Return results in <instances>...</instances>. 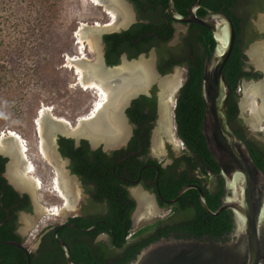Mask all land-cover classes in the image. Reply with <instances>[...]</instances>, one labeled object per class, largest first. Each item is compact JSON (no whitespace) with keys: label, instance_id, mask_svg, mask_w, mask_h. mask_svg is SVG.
Instances as JSON below:
<instances>
[{"label":"flooded vegetation","instance_id":"flooded-vegetation-1","mask_svg":"<svg viewBox=\"0 0 264 264\" xmlns=\"http://www.w3.org/2000/svg\"><path fill=\"white\" fill-rule=\"evenodd\" d=\"M127 1L132 6L134 20L126 30L102 34L100 45L102 58L108 65L106 35L125 32L137 25H147L151 32L146 35L154 39L141 42L140 47L143 49L138 54L139 46L133 45L130 48L122 46L118 60L122 54L127 58L153 51L155 80L150 83L146 91H139L127 99L121 111L127 131L123 140L117 145L106 147L99 142L96 147H92L86 137H81L79 142H76L73 137H70L71 135L59 134L57 136L54 141L56 157L58 161L64 163L68 177L78 184L81 191V197L76 202V211L66 215L65 219L58 215L51 216L59 220L38 228L41 209L47 208L43 207L46 202L42 201V193L39 195L37 191L40 188L32 192L30 189L19 188L12 183L7 176V165L10 158L0 153V157L4 159L3 170L0 172L2 180L0 183V264L9 262L7 246L15 248L26 264L28 261L32 264L43 258L66 264L64 253L58 242L66 243L71 256L72 247L76 241L80 240L91 245L96 253H101L104 262L100 264H111L127 247L153 237H158L157 241L172 238L226 243L235 232L234 215L230 209L222 210L217 215H211L203 206L202 196L211 212L218 210L226 195L225 183L219 170L216 172L206 165L200 154L186 145L181 138L177 123L176 109L184 86L188 81L196 80L201 91L203 68L197 79L194 76L199 70L193 68L196 66L199 69L200 65L204 67L205 60L210 57L215 47L213 34L208 28L198 24L176 21L174 19L176 14L169 6V0H139L141 7L131 0ZM193 2L194 0H183L182 5L177 7L174 1L177 15L186 18ZM213 6H218V9L214 10ZM102 9L106 14L104 7ZM208 10H223L232 21L235 30V45L225 64L230 62L232 55L238 58L239 72L234 89L229 85L231 92L227 103V116L228 114L230 116L228 125L246 146L247 143L255 145L264 156V132H262L264 119L258 124L259 127L255 128L250 121V104L244 101V93L249 87L248 84L252 86L254 84L250 83L258 82L264 77V70L260 67L264 63V0H200L195 15L203 17ZM233 18L238 20V31ZM109 23H112L111 20ZM208 36L214 42L210 52L208 50L211 44L206 41ZM254 47L260 49L258 60L260 65L251 57V50ZM165 79H172L174 84L166 92L160 86V81ZM111 84L114 85V83ZM251 102L257 106L262 101L259 96H256ZM55 118L53 119H59ZM61 121L67 122L71 129L72 124L68 120L61 119ZM36 132L40 138L37 130ZM255 132L260 133L261 137L256 136ZM201 136L203 137L202 133ZM65 140L71 141L72 151L80 150L85 153L83 154L85 161L65 155ZM247 149L249 150L248 146ZM28 150L27 146V156H29ZM36 151L53 178L56 174L54 168L37 149V146ZM207 152L209 153L208 149ZM26 161L28 162L27 159ZM212 161L218 166L213 158ZM87 162L95 163L94 173H89L90 170L85 171V168L81 167ZM33 169L35 173V167ZM28 173H25V176L36 180L39 185L43 184L41 180L34 177V173ZM97 180H103L104 183L107 181L114 185L119 193L117 199L121 200L125 193L126 197L134 203L129 214L131 227L123 246L113 245L106 230L93 238L87 234H77V232H82L79 230L81 228L72 221L77 217L93 219L96 226L99 223L107 225L105 217L109 214V196L102 191V198L94 197ZM186 185L197 186L199 190L188 189L175 202H169L176 198L178 191ZM177 186L179 188L175 191L176 195L172 196L174 187ZM138 195L144 197L146 205L150 204L147 210L144 205H139ZM55 198L56 202L53 206L62 208L63 199L56 196ZM120 203H123L122 200ZM201 213L205 214V217H222L224 229L218 232V235L189 234L182 229L193 214L195 216ZM136 216H140L139 219L136 220ZM141 221L146 222L140 223ZM55 232H57L56 238ZM29 233L30 236L32 235L30 243L27 239ZM7 242H14L22 248L9 245Z\"/></svg>","mask_w":264,"mask_h":264},{"label":"water","instance_id":"water-1","mask_svg":"<svg viewBox=\"0 0 264 264\" xmlns=\"http://www.w3.org/2000/svg\"><path fill=\"white\" fill-rule=\"evenodd\" d=\"M97 1L114 15V22L106 26H85L80 29V39L86 40L95 54V61L90 62L81 58L69 62L80 69L84 85L102 88L106 100L92 117L80 120L73 129H70L65 121L53 120L48 110L43 112L39 120L41 150L55 170L56 186L64 198L63 207L59 209L57 215L64 219L66 215L76 211V202L81 197V191L78 184L68 177L64 163L58 161L56 157L54 141L57 136L71 135L76 142H79L81 137H86L92 147H96L99 142L106 147L117 145L127 131L125 120L121 116L127 99L139 91H146L156 77L153 51L127 58L122 54L115 64L111 66L105 64L100 52L102 34L128 29L134 20L133 9L127 0ZM199 1L194 0L186 18L177 15L174 0H169V6L176 14L174 18L176 21L198 24L208 28L213 34L215 47L203 67L201 98L204 110L201 133L211 157L219 167L226 195L214 213L206 206L202 194L201 196L203 206L211 215H217L225 209L233 212L235 232L226 243L161 239L143 248L130 264H264V172L254 163L243 140L228 125L227 103L231 89L223 69L235 45V30L232 21L223 10H208L205 16L197 17L195 10L199 7ZM259 51L258 47H254L251 50V57L260 65ZM260 67L264 70V63ZM250 84L254 85L248 84L244 101L250 104L252 119L250 121L258 128V124L264 119V77ZM173 85L172 79L160 81V86L165 92ZM256 96L262 101L259 106L251 102ZM7 133V136L0 140V153L10 158L7 176L17 187L34 192L38 188L37 181L25 176L30 166L22 155L16 137L8 136ZM191 188L199 190L197 186L186 185L178 191L176 198L169 202H175ZM138 200L139 205H144L147 210L150 204L146 205L144 197L138 195ZM41 210V216L47 213L45 208ZM139 217L136 216V220ZM94 228L95 225L79 230L91 232ZM54 236L57 237V232ZM7 244L22 248L14 242ZM58 245L64 253L66 264H78L71 260L69 248L64 241H59Z\"/></svg>","mask_w":264,"mask_h":264},{"label":"rangeland","instance_id":"rangeland-1","mask_svg":"<svg viewBox=\"0 0 264 264\" xmlns=\"http://www.w3.org/2000/svg\"><path fill=\"white\" fill-rule=\"evenodd\" d=\"M102 7L89 0H0V137L14 132L29 147L33 175L43 182L37 190L47 203L43 207L50 208L56 198L48 191L50 171L36 151V119L48 110L51 118L76 126L91 111L94 96L75 86L65 62L68 56L78 57L75 43L82 26L109 23L111 16ZM84 45V59L93 62L95 54ZM45 215L39 229L59 220ZM27 239L30 243V233Z\"/></svg>","mask_w":264,"mask_h":264},{"label":"trees","instance_id":"trees-1","mask_svg":"<svg viewBox=\"0 0 264 264\" xmlns=\"http://www.w3.org/2000/svg\"><path fill=\"white\" fill-rule=\"evenodd\" d=\"M136 3L138 7L140 6L139 0H131ZM167 1V0H166ZM175 5L179 7L182 5L183 0H174ZM219 6V5H218ZM218 6H213L214 10L218 9ZM233 22L237 28L238 20L236 18H233ZM151 30L149 29V26L147 25H137L133 27L132 29L121 32V33H113L110 35L105 36V40L107 43V64L113 65L118 61V56L120 51H122L120 48H130L133 45L139 46L137 50V54L142 51L141 42H147L150 39H154L153 37H149L146 35L147 33H150ZM163 35V34H162ZM165 35V34H164ZM208 44L210 45L209 52L213 48V40L210 36H208V40H206ZM120 49V50H119ZM203 64V61H202ZM3 65L0 64V71L3 69ZM203 65H200L199 69L196 68V66L193 69H197L195 73L194 78L197 79V77H200V73L202 72ZM224 75L226 77V80L228 84L231 86V88L234 89V85L237 80L238 72H239V61L238 58L235 55H232L230 62L225 65L224 67ZM3 76H1L0 72V84L2 82ZM203 110H204V104L201 98V91L199 88V84L196 80L194 82L188 81L187 84L184 86V88L181 91L180 99L178 100L177 104V123L180 130L181 138L186 143V145L192 150L200 154V156L203 159V162L211 167L216 172L219 170L218 166H216L212 158L210 157L209 153L207 152L206 145L204 143V139L201 136V124H202V118H203ZM229 113V111H228ZM228 118H230L228 114ZM238 134V133H237ZM242 138V137H241ZM65 155H70L71 157L84 160L85 153H82L80 150L72 151L71 148V141L65 140ZM86 146V145H85ZM247 146L250 150L251 156L253 157L256 165L264 172V156L256 149V146L254 147L250 143H247ZM98 159V156H97ZM210 161V162H209ZM4 165V159L0 157V172L3 170ZM95 163H88L82 164L81 167L85 168V171L90 170L89 173H94L95 170L93 169L95 166ZM101 181H95L96 182V193H94V197L96 199L102 198V191H105L106 194H108L109 199V214L105 217L107 225L104 226L103 224H98L96 226L95 220L89 219V218H82L77 217L73 219L72 221L74 224H76L81 229H87L90 228L93 224H95L96 228L93 232H77L79 235H89L91 238L96 236L97 234L108 231L111 243L115 246H123L125 245V237L129 232L130 225V219L129 214L133 208L134 203L130 201L126 194L124 193L122 195V202L121 200L117 199L118 190L114 187V185L108 183L107 181L102 182ZM2 182L0 178V183ZM179 188V186L174 187L173 195L175 196V191ZM115 198V199H111ZM222 217L213 218L211 216H206L205 214L201 213L198 215L193 214L192 218L189 219L185 225H183L182 229L185 230L189 234H203V233H209V234H217L220 233L221 230L224 229V222L222 221ZM230 227H228L229 229ZM218 233V234H219ZM76 234V235H77ZM217 234V235H218ZM158 237H153L150 239L145 240L142 243L129 246L127 247L123 253L117 258L115 261H113L111 264H130L137 256V254L145 247H147L152 242L157 241ZM9 250V262L7 264H26L22 259L21 256L18 254L15 248L11 246H7ZM71 259L80 264H100L101 262H104L103 257L101 253H96L91 245L83 242V241H76L74 246L71 249ZM32 264H59L55 262L54 260L50 261L46 258L40 259L38 261L32 262Z\"/></svg>","mask_w":264,"mask_h":264},{"label":"bare ground","instance_id":"bare-ground-1","mask_svg":"<svg viewBox=\"0 0 264 264\" xmlns=\"http://www.w3.org/2000/svg\"><path fill=\"white\" fill-rule=\"evenodd\" d=\"M89 2H92L94 5H99V6H102L103 4H101L99 1H97V0H89ZM104 7V6H103ZM106 10V9H105ZM107 11V13L111 16L110 18H111V22H114V15L112 14V13H110L108 10H106ZM109 18V19H110ZM113 20V21H112ZM110 21V20H109ZM109 24H111V23H108V24H106V25H109ZM105 25V26H106ZM98 26V25H97ZM83 27H85V26H82V28ZM81 28V29H82ZM77 42L75 43V46H76V49H77V56L78 57H72V56H68V58H67V62H65L66 64H65V67L68 69V70H70V72L72 73V75L74 76V84H75V86H77V87H79L82 91H88V92H91V94H92V96H94L93 98H94V102H93V104H92V109H91V111L87 114V116L86 117H83L84 119L85 118H90V117H92L95 113H96V111L99 109V107L105 102V100H106V94H105V92L102 90V88L101 87H99V86H92V85H84L83 84V80H82V75H81V72H80V69L78 68V66L77 65H75V64H73V63H70L69 61L70 60H78V59H80V58H86V54H85V51H86V49H85V45H84V43L85 44H87V42H86V40L85 39H80V33L79 34H77ZM87 46H88V44H87ZM88 48L90 49V47L88 46ZM91 50V49H90ZM92 51V50H91ZM93 52V51H92ZM76 58H78V59H76ZM95 61V60H94ZM93 61V62H94ZM74 70V71H73ZM257 106H259V105H257ZM46 108V107H45ZM48 109V108H47ZM45 110H43L42 112H41V115H40V117L38 118V119H36L37 120V122H36V126L35 127H37L36 129H35V131L37 130L38 131V134H39V120H40V118H41V116H42V114H43V112H44ZM51 116V115H50ZM53 119V118H52ZM56 119V118H55ZM54 120V119H53ZM71 127V129H73V128H75L76 126H70ZM11 135H13V136H15L16 137V139L18 140V143H19V146H20V150H21V152H22V155L24 156V158H26L27 160H28V162H29V158H28V156H27V145H26V143L25 142H23L22 140H20V139H22V138H19L18 136H16V134L14 133V132H10V134L8 135V136H11ZM40 136V135H39ZM3 137H5V135H3V136H1L0 138L2 139ZM18 137V138H17ZM0 139V140H1ZM26 141V140H25ZM39 141V142H38ZM37 141V149L38 150H40V152H41V154L43 155V153H42V150H41V145H40V138H39V140ZM28 143V142H27ZM44 156V155H43ZM45 157V156H44ZM25 159V160H26ZM31 161V160H30ZM27 162V163H28ZM29 164V166H30V168H29V170L27 171V172H25V173H27V174H29L28 172H32V174L34 173V169H33V164L31 163V162H29L28 163ZM36 170V169H35ZM43 183V182H42ZM37 185H38V188H40L39 187V183L37 182ZM41 186V185H40ZM48 191H52V193H54V195L56 196V197H58V198H61V199H63V201H64V198L62 197V195L60 194V192L58 191V189H57V186H56V174H55V176H53V178H52V183L50 184V187H49V190ZM59 209L61 210L62 208H60V207H55V206H51V208H46V210H47V213L49 214V215H52V216H55V215H57V212H59Z\"/></svg>","mask_w":264,"mask_h":264}]
</instances>
